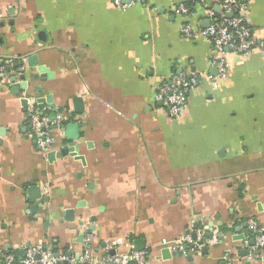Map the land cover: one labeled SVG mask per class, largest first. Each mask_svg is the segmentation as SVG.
<instances>
[{
  "label": "crops",
  "instance_id": "crops-1",
  "mask_svg": "<svg viewBox=\"0 0 264 264\" xmlns=\"http://www.w3.org/2000/svg\"><path fill=\"white\" fill-rule=\"evenodd\" d=\"M185 1L0 0V65L12 64L0 84V264L29 247L78 257L87 238L86 264L131 251L143 264H224L227 252L264 264V247L250 260L242 243L246 219L264 232V49L230 54L214 86L210 39L181 27L207 26L203 7L221 0H196L188 17L174 11ZM239 1L264 43V0ZM181 72L199 82L173 118L156 88ZM48 95L54 107L33 105ZM30 108L65 118L50 129L53 158L35 147ZM196 229L198 253L171 249Z\"/></svg>",
  "mask_w": 264,
  "mask_h": 264
},
{
  "label": "built area",
  "instance_id": "built-area-1",
  "mask_svg": "<svg viewBox=\"0 0 264 264\" xmlns=\"http://www.w3.org/2000/svg\"><path fill=\"white\" fill-rule=\"evenodd\" d=\"M136 0H130L134 3ZM117 7H124L122 0H112ZM205 16L208 18V25L202 28L194 29L190 23H184L181 27V33L184 37L193 38L197 35H203L210 39L215 57L213 66L216 74L211 77L212 84L218 85V81L227 76L230 70L229 56L232 53L247 55L254 49H264V43L255 36L254 28L245 16V6L239 0H221L219 10L211 7H203ZM174 11L182 16L188 17L196 14L194 6H188L185 3H179ZM23 71L22 68L18 69ZM9 72H12V64L5 61L0 65V84L5 83V79ZM199 82V77L195 72L178 73L169 79L162 80L156 88L155 99L162 103L167 114L173 118H179L184 114L185 103L188 92ZM33 108V106H31ZM30 108L29 128L35 147L40 153L46 155L52 149V138L50 129H61L65 118L58 113H54L52 117L50 112H38ZM246 228L248 232H253V236L243 238V246L246 248L247 259H254L258 256L260 250L264 247V232L259 229L256 222L248 218L246 219ZM247 232V233H248ZM249 233V234H250ZM251 235V234H250ZM204 240V232L202 229L194 231V237L190 232L184 233L181 237L170 244L171 249L180 254L198 253ZM253 240V243H250ZM89 239H86L83 252L75 257L74 255H66L55 253L48 248L29 247L26 249L24 257L20 264H60L67 262L68 264H86L90 259ZM38 255V258L36 256ZM233 255L227 252L224 257V264H230ZM115 264H127L129 260H135L139 264H143L145 260V252L131 251L128 253L114 255L111 258ZM2 264H17L15 256L12 253L5 254Z\"/></svg>",
  "mask_w": 264,
  "mask_h": 264
},
{
  "label": "water",
  "instance_id": "water-1",
  "mask_svg": "<svg viewBox=\"0 0 264 264\" xmlns=\"http://www.w3.org/2000/svg\"><path fill=\"white\" fill-rule=\"evenodd\" d=\"M125 1V0H124ZM129 0H127L128 2ZM30 62V65L31 66H36V71L38 73H43V72H46V67L43 66V65H37V61L35 58H33L32 61H29ZM33 76L35 77L36 75L33 74ZM21 79H24V74L21 75L20 77ZM24 85L26 86V83L23 82L20 87H24ZM25 101V100H24ZM44 102H47L51 105V107H54V103H53V99L51 97V95H48L47 97H38L35 99V102L33 103V105L35 106H38L39 108H42L43 107V103ZM76 112L77 113H81L82 112V108L81 109H77L76 108ZM52 117L55 116L54 113H52L51 115ZM66 135H67V138L71 141H74L76 139H78L80 137V133L78 132V124L73 122V123H69L66 125ZM78 149V146L77 145H74L73 147H70L68 148L67 150H63L64 153H68V152H71V151H74V150H77ZM49 158H53L54 157V153L53 152H50L49 155H48ZM250 243L252 244L253 243V240H250ZM135 248L137 250H139V246L138 244H136ZM36 258H38V255L36 256ZM127 264H138L137 261L135 260H129Z\"/></svg>",
  "mask_w": 264,
  "mask_h": 264
},
{
  "label": "trees",
  "instance_id": "trees-1",
  "mask_svg": "<svg viewBox=\"0 0 264 264\" xmlns=\"http://www.w3.org/2000/svg\"><path fill=\"white\" fill-rule=\"evenodd\" d=\"M196 0H186L184 3L186 4V5H188V6H192L193 5V3L195 2ZM254 235V233L253 232H251V235H249V236H253ZM56 250H54L53 252H55ZM66 253V255H68V253H67V251H65ZM55 253H57V252H55ZM71 255V254H70ZM60 264H68L67 262H62V263H60Z\"/></svg>",
  "mask_w": 264,
  "mask_h": 264
}]
</instances>
